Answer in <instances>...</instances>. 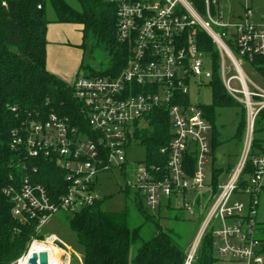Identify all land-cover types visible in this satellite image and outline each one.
I'll list each match as a JSON object with an SVG mask.
<instances>
[{
  "label": "built area",
  "instance_id": "built-area-1",
  "mask_svg": "<svg viewBox=\"0 0 264 264\" xmlns=\"http://www.w3.org/2000/svg\"><path fill=\"white\" fill-rule=\"evenodd\" d=\"M112 1L118 3L117 39L128 47L125 66L114 76H82L69 83L90 133L56 114L45 120L31 115L11 131V150L27 160L54 162L64 172L68 189L54 202L48 190L29 176L20 183L11 176L13 183L2 193L12 205V215L25 223L34 221L41 234L54 215L72 216L101 201L99 177L119 171L126 179L124 189L140 196L154 214L163 208L198 217L199 230L185 264L193 263L208 234L216 264H264V235L258 221L264 153L254 152L264 90L243 71L245 63L254 67L256 60L264 59V9L258 15L248 6L253 0H246L243 16L227 18L220 8L223 0H204L203 15L188 0ZM199 28L219 52V76L226 92L241 102L247 116L240 159L223 172L216 193L206 184L213 127L203 105L191 96L192 88L211 87L213 79L211 56L197 45ZM159 110L168 113L171 123L172 139L161 151L167 156L166 165L129 164L127 154L140 144L146 117ZM189 157L195 163L191 174ZM249 164L254 170L248 175ZM36 242L60 251L59 259L52 255L54 264H71V255L55 236L34 239L32 245ZM29 254L30 249L15 264Z\"/></svg>",
  "mask_w": 264,
  "mask_h": 264
},
{
  "label": "trees",
  "instance_id": "trees-1",
  "mask_svg": "<svg viewBox=\"0 0 264 264\" xmlns=\"http://www.w3.org/2000/svg\"><path fill=\"white\" fill-rule=\"evenodd\" d=\"M76 1L80 4V10L74 9L65 0H46L43 3L41 0H0V264L16 263L34 239L45 240L44 236L36 233L34 221L25 223L12 215V205L2 193L4 187L13 183L10 177L13 176L14 181L20 183L29 176L34 183L48 190L54 202H58L68 189L64 172L54 162L45 159L27 160L11 150V131L31 115L45 120L50 114H56L69 120L72 126L90 133L73 87L47 71L46 33L49 24L82 26L84 51L93 42V46L101 47L108 54L109 64L103 68H93L84 61L81 72L85 77L117 75L128 60V47L117 39L118 3L104 0ZM188 2L199 15H203L204 0ZM39 5H42L41 10L38 9ZM49 8L55 14L54 20L48 18ZM196 40L200 49L210 54L213 62V79L210 82L213 105L202 107L213 127L212 153L219 145L215 127L217 109L233 108L240 111L237 136L242 146L246 130L245 108L228 95L222 84L219 76L220 55L213 41L200 28L197 29ZM263 64L264 59L256 60L254 64L261 74ZM145 124L147 128L140 135L137 133L139 145L147 150L145 162L162 167L166 165L167 156L162 155L161 151L169 146L172 139L169 115L159 110L147 116ZM263 130L264 111L258 117L255 134ZM256 151L264 153V144L255 137ZM187 163L191 174L194 160L189 157ZM253 170L249 164L246 173L252 174ZM223 172L213 170L211 186L214 193L217 192ZM122 192L130 200V205L122 213L103 212L101 200L93 207L67 217L68 227L85 249L84 264H184L190 234L180 232L181 226H177L183 222L184 228H190L186 226L184 218L169 209L174 227L164 230L155 222L154 217L158 213L149 216L140 196L133 197L125 189ZM146 226L148 229L144 233ZM261 230L264 235V227ZM198 255L195 264H216L210 234L203 241Z\"/></svg>",
  "mask_w": 264,
  "mask_h": 264
},
{
  "label": "rangeland",
  "instance_id": "rangeland-1",
  "mask_svg": "<svg viewBox=\"0 0 264 264\" xmlns=\"http://www.w3.org/2000/svg\"><path fill=\"white\" fill-rule=\"evenodd\" d=\"M70 6H72L76 10H80V4L76 0H65ZM111 1L112 0H104ZM245 4V0H223L220 4V8L225 13L228 18V11L233 9L235 14L240 13L238 4ZM249 5L257 12L258 15L262 14L264 9V0H253L249 3ZM242 8V7H241ZM49 20L55 19V14L52 9L49 8L48 11ZM94 43L91 42L88 45L86 51H83V62L90 65L93 68H103L108 66L110 58L108 54L101 48L93 46ZM255 67V68H254ZM249 65L247 63L243 66V71L246 77L252 82L255 86L264 90V70L261 74L256 66ZM264 67V64H263ZM81 74L80 77H82ZM192 100H199L200 104L205 107H212L213 98H212V89L211 87L205 85L200 88H196L191 90ZM237 101V100H235ZM241 104V102L237 101ZM246 112V111H245ZM247 119V116H245ZM240 125V111L238 109H217L215 113V127L218 132L219 137V145L217 150H215L213 156L210 157L208 164L206 165L207 170V185H212V173L213 170L217 171H226L228 166H235L240 159L239 149L241 147L240 140L238 139V128ZM247 129V121L245 123ZM246 134V130L245 133ZM245 136V135H244ZM256 139L264 140V130L255 134ZM245 138V137H244ZM243 138V142H244ZM128 162L131 165H136L141 162H145L147 159V150L145 147L137 145L133 146L131 150H129L128 154ZM225 169V170H224ZM221 183V179L219 180ZM126 187V179L121 175L119 171H114L113 173L102 175L99 177L97 184V192L101 196L102 210L105 213H122L125 210V207L130 205V200L126 199V196L122 192V189ZM192 199V196L190 197ZM131 207V206H130ZM143 208L146 213L151 216L153 215V211H150L148 207L143 203ZM205 208V204L201 208L202 210ZM174 210V209H173ZM171 211V210H170ZM184 220L186 221V226L190 228H184V225L181 223L180 232L184 231L186 234H190L189 240L186 244V255L189 256V252L191 250L192 243L195 240V236L199 230L198 217H190L183 211H177ZM156 213V212H155ZM70 215L67 213H59L50 218L47 225L41 230V235L44 236L45 240L49 236H55L58 242L68 250L69 255H71V264H84L85 258V249L80 244L76 234L70 230L67 225V217ZM137 215L133 217V220ZM155 216V214H154ZM153 217V216H152ZM155 222H157L164 230H168L171 226H173L170 220V212L166 209H163L154 217ZM141 220V218H140ZM258 220L264 223V192L261 193L260 196V205L258 208ZM175 226V228H178ZM183 226V227H182ZM197 226V227H194ZM174 227V226H173ZM260 227H264V224L260 223ZM148 226L145 227V231H147ZM187 229V230H186ZM178 231V229H174ZM179 232V231H178ZM41 242H36L33 245H40ZM45 244V243H44ZM32 242L28 245L25 253L23 255H27L29 249L33 247ZM202 245V244H201ZM200 245V247H201ZM52 248L51 246H49ZM51 255H54V252H51ZM59 255H61L59 251ZM63 255V254H62ZM198 252L192 264H195L198 259ZM15 264V263H14ZM185 264V263H184Z\"/></svg>",
  "mask_w": 264,
  "mask_h": 264
},
{
  "label": "crops",
  "instance_id": "crops-1",
  "mask_svg": "<svg viewBox=\"0 0 264 264\" xmlns=\"http://www.w3.org/2000/svg\"><path fill=\"white\" fill-rule=\"evenodd\" d=\"M243 3L244 2L237 6L240 7V13L235 14L233 9H231V11H228L227 15L231 18H240L243 16L245 6ZM249 3L250 2H248V6H250ZM46 39L48 43L46 57L47 71L68 84L74 82L82 74L81 66L84 58L82 51L84 45L82 26L75 24L51 23L47 28ZM262 141L264 144V140ZM241 149L242 146L240 147L239 152ZM231 167L233 166H228L226 171ZM224 178L225 176L223 175L220 177L221 180ZM263 192L264 188L262 193ZM259 223L264 224L261 221H259Z\"/></svg>",
  "mask_w": 264,
  "mask_h": 264
},
{
  "label": "bare ground",
  "instance_id": "bare-ground-1",
  "mask_svg": "<svg viewBox=\"0 0 264 264\" xmlns=\"http://www.w3.org/2000/svg\"><path fill=\"white\" fill-rule=\"evenodd\" d=\"M42 252H46L50 255L51 264H54L53 263V256L51 255V252H54V255H56L57 258L59 259V251L56 248H54V247L50 248L46 244L42 243L40 245H33V247L31 248L29 256L27 258H25L20 264H29V260L33 254L39 255ZM57 258H55V260Z\"/></svg>",
  "mask_w": 264,
  "mask_h": 264
},
{
  "label": "water",
  "instance_id": "water-1",
  "mask_svg": "<svg viewBox=\"0 0 264 264\" xmlns=\"http://www.w3.org/2000/svg\"><path fill=\"white\" fill-rule=\"evenodd\" d=\"M29 264H49V256L46 252H42L39 255L33 254L29 260Z\"/></svg>",
  "mask_w": 264,
  "mask_h": 264
}]
</instances>
